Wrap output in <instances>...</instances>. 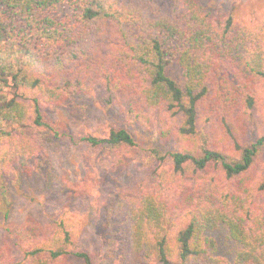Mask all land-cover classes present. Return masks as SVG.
Here are the masks:
<instances>
[{
  "label": "trees",
  "instance_id": "16d2710c",
  "mask_svg": "<svg viewBox=\"0 0 264 264\" xmlns=\"http://www.w3.org/2000/svg\"><path fill=\"white\" fill-rule=\"evenodd\" d=\"M250 35L231 18L214 24L192 2L164 12L141 0H0V173L14 159L24 167L35 160L26 129L63 136L60 124L46 119L45 105L101 90L141 125L164 114L180 142L153 188L107 203L106 228L114 235L121 226L118 264H230L216 256L217 233L232 264H264V135L242 144L225 122L226 133L210 141L197 119L220 73L215 48L246 54V71L264 79L261 43ZM174 64L182 82L169 75ZM217 87L224 109L236 103L221 77ZM244 102L253 109V98ZM81 141L112 153L136 146L124 129ZM230 141L232 148L222 147ZM169 193L180 194L179 203ZM53 224L47 242L27 246L24 263L62 264L75 256L91 264L71 251L77 221L60 217Z\"/></svg>",
  "mask_w": 264,
  "mask_h": 264
},
{
  "label": "rangeland",
  "instance_id": "374dc122",
  "mask_svg": "<svg viewBox=\"0 0 264 264\" xmlns=\"http://www.w3.org/2000/svg\"><path fill=\"white\" fill-rule=\"evenodd\" d=\"M141 2L155 4L164 12L192 2L214 24L231 18L235 28L251 34L255 45L260 41L264 53V0ZM214 51L220 73L211 79L209 93L198 107L200 134L214 141L215 134L218 137L223 128L226 133V122L234 139L248 144L264 135V79L246 71V54L235 51L226 54L216 48ZM169 75L182 82L177 65L171 66ZM220 77L237 98L236 103L225 109L217 87ZM247 97L253 98V109L246 108ZM44 112L49 122L60 124L63 136L55 139L42 129H26L23 133L35 151V160L24 167L14 159L0 173V186L7 190V195L0 198V264H25L23 253L27 246L47 242L54 221L60 217H69L80 227L71 248L73 253L86 254L91 264H118L121 226L116 227L114 235L108 231L106 205L123 193L140 187L153 188L158 174L169 170V154L180 147L175 126L164 114L153 115L146 125H141L129 116L124 105L110 101L101 90L66 96L45 105ZM112 129L126 130L136 146L112 153L81 141L87 136L105 137ZM11 131L19 136L17 128ZM230 142L220 145L232 148ZM185 185L182 183V188ZM168 197L176 204L181 198L178 193H169ZM26 233L32 238H23ZM218 234L211 235L218 243L216 256L232 264L228 249L219 245L223 243ZM62 264L84 262L69 256Z\"/></svg>",
  "mask_w": 264,
  "mask_h": 264
}]
</instances>
